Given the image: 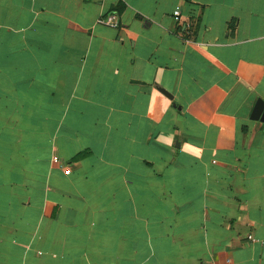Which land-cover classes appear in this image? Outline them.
<instances>
[{
    "label": "crops",
    "instance_id": "obj_1",
    "mask_svg": "<svg viewBox=\"0 0 264 264\" xmlns=\"http://www.w3.org/2000/svg\"><path fill=\"white\" fill-rule=\"evenodd\" d=\"M259 103L264 0H0V264H264Z\"/></svg>",
    "mask_w": 264,
    "mask_h": 264
},
{
    "label": "built area",
    "instance_id": "obj_2",
    "mask_svg": "<svg viewBox=\"0 0 264 264\" xmlns=\"http://www.w3.org/2000/svg\"><path fill=\"white\" fill-rule=\"evenodd\" d=\"M181 16H182L181 8L177 7L176 10L173 13L174 20L177 23H180L181 22ZM99 22L101 24H104V25H107V26H111V27H117L119 25L118 16L115 13H110V14L106 15L105 17L100 19ZM53 160H54L55 163H59V159L57 157H55ZM249 239L253 240V237H249Z\"/></svg>",
    "mask_w": 264,
    "mask_h": 264
},
{
    "label": "clouds",
    "instance_id": "obj_3",
    "mask_svg": "<svg viewBox=\"0 0 264 264\" xmlns=\"http://www.w3.org/2000/svg\"><path fill=\"white\" fill-rule=\"evenodd\" d=\"M164 105L166 106L167 105V101H163ZM163 143L171 146L172 143H173V138L171 136H168V137H160L159 138ZM183 150L187 153H190V154H193V155H196V156H199L200 155V149L194 147L193 145L191 144H184L183 145Z\"/></svg>",
    "mask_w": 264,
    "mask_h": 264
},
{
    "label": "water",
    "instance_id": "obj_4",
    "mask_svg": "<svg viewBox=\"0 0 264 264\" xmlns=\"http://www.w3.org/2000/svg\"><path fill=\"white\" fill-rule=\"evenodd\" d=\"M263 104L259 103L255 109L254 112V117L253 119L257 120V121H264V108L262 107Z\"/></svg>",
    "mask_w": 264,
    "mask_h": 264
}]
</instances>
